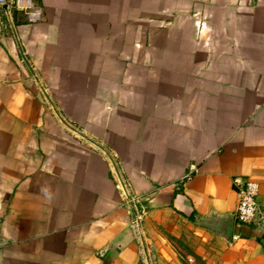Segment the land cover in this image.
<instances>
[{
  "label": "crops",
  "instance_id": "1",
  "mask_svg": "<svg viewBox=\"0 0 264 264\" xmlns=\"http://www.w3.org/2000/svg\"><path fill=\"white\" fill-rule=\"evenodd\" d=\"M35 1L0 4V264H264L196 223L264 204V0Z\"/></svg>",
  "mask_w": 264,
  "mask_h": 264
},
{
  "label": "built area",
  "instance_id": "2",
  "mask_svg": "<svg viewBox=\"0 0 264 264\" xmlns=\"http://www.w3.org/2000/svg\"><path fill=\"white\" fill-rule=\"evenodd\" d=\"M0 4L10 12L17 9L23 12L30 23H37L43 19V8L35 0H0ZM196 170L192 166L187 177L191 178ZM238 186L239 200L235 211L237 220L245 224H256L264 229V204L260 201V184L252 179L235 180ZM142 201L139 197L131 198L128 203L134 207L136 221H140L146 213L143 206L139 207ZM150 254V253H149ZM152 264H157L156 257L150 254ZM144 264H148L146 255L143 256Z\"/></svg>",
  "mask_w": 264,
  "mask_h": 264
},
{
  "label": "water",
  "instance_id": "3",
  "mask_svg": "<svg viewBox=\"0 0 264 264\" xmlns=\"http://www.w3.org/2000/svg\"><path fill=\"white\" fill-rule=\"evenodd\" d=\"M235 213L227 214L211 213L209 216L196 215V223L208 228L211 232L223 237L229 243L232 242L233 230L235 226ZM144 252L148 264H152L146 243L144 242Z\"/></svg>",
  "mask_w": 264,
  "mask_h": 264
},
{
  "label": "rangeland",
  "instance_id": "4",
  "mask_svg": "<svg viewBox=\"0 0 264 264\" xmlns=\"http://www.w3.org/2000/svg\"><path fill=\"white\" fill-rule=\"evenodd\" d=\"M158 231L163 237H166V239H168V241H170L172 244L177 245L178 247L184 250H187L188 245L184 242L182 237H176L172 235L170 232H168L167 230H165L164 228H159Z\"/></svg>",
  "mask_w": 264,
  "mask_h": 264
},
{
  "label": "trees",
  "instance_id": "5",
  "mask_svg": "<svg viewBox=\"0 0 264 264\" xmlns=\"http://www.w3.org/2000/svg\"><path fill=\"white\" fill-rule=\"evenodd\" d=\"M11 11H12L14 17L17 18V15H18V11H17V9H12ZM192 219H194V218L192 217Z\"/></svg>",
  "mask_w": 264,
  "mask_h": 264
}]
</instances>
